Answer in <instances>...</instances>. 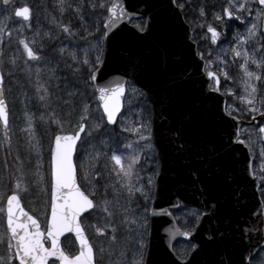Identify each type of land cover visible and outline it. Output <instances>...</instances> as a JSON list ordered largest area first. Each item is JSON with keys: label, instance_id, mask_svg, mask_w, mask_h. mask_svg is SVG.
<instances>
[{"label": "snow or ice", "instance_id": "6c2138e0", "mask_svg": "<svg viewBox=\"0 0 264 264\" xmlns=\"http://www.w3.org/2000/svg\"><path fill=\"white\" fill-rule=\"evenodd\" d=\"M0 2L7 6L11 0ZM169 3L174 10L185 15L189 8L197 12L199 18L204 20L197 27H207L212 43L217 42L221 33L211 23H207L206 0H201L195 7L193 0H169ZM53 7L59 14V19L55 15L51 17L57 31L55 36L51 33L45 35L50 41L58 39L61 44L65 41L68 44L54 47L50 57L43 55L44 45L37 44L35 36L40 35L39 31L34 33L31 43L26 38H19L23 30L32 27L33 10L30 6L13 10L15 17L28 23H22L20 28L14 29L17 39L12 55L6 53V49L12 47V31L6 27L12 15L0 21V125L3 129L0 149L5 152L3 167L13 185L10 193L0 188V264H50V261L51 264H101L105 256L111 258L116 254L113 246L117 243L123 246L118 253L120 259L113 261V264H124L129 252L133 254L129 264H144V249L147 247L145 236L149 227L147 204L153 198L154 177L160 173L158 168H153L152 174L146 177L141 173L146 171L145 165L158 166L166 149L161 146L159 139L154 140L152 118L140 106L143 101L149 100L148 93L135 86L144 72L142 58L128 56L127 66L123 69V75L131 77V96L136 98L139 108L132 112L130 105L120 127L121 132L136 137L135 148L133 143L123 144L124 151L133 149L131 152L125 155L121 150V139L108 131V126L117 124V116L122 112L125 83L117 80L98 89L102 112L99 111L101 104L93 112L89 103L90 99L95 98V91L90 96L89 89L94 88L98 74L106 70L111 62L113 40L120 31L118 25L129 13L124 0H57ZM253 12L254 18L249 20ZM65 16L69 17L67 23L64 22ZM212 18L221 26L226 20H235L246 27V35L234 37V46L230 49L233 53L232 62L235 63L237 59L240 61V79L244 88L238 99L244 107H230L226 115L235 120V113L247 111L253 121L257 115L264 119V0H224V6L220 11L213 12ZM246 22L250 23V27ZM151 28L149 19L137 25L136 32L149 33ZM201 59H204L203 54ZM221 63L227 66L228 61L222 60ZM41 64L43 67L39 66ZM166 67L165 59L161 70ZM17 72L25 76L20 85L22 89L33 90L32 96L26 90L23 95L26 99L35 100L39 112L38 116L36 113L29 115L25 106L27 126L20 129L26 134L23 157L19 148L16 155L12 156L13 130L5 97V79L12 78ZM206 75L212 82L210 90L215 92L221 91V76L225 81L232 79L228 71L223 69L219 73L208 71ZM224 94L236 95L231 90ZM129 113L136 119H130ZM160 119L169 121L168 133L171 138L167 143L171 149L184 154L189 164L192 160L201 161L202 167L208 169L211 175L214 157L218 155L217 149L207 139L202 138L199 143H195L187 138L188 129L184 121L190 123L191 114H184L181 121H172L166 111H161ZM53 126L54 147H49V168L45 170L42 144L37 138L38 127L51 129ZM258 134L264 140V126L258 127ZM94 136H100L101 143H105L103 136L109 137L111 146L108 151L97 150L91 144ZM78 142L88 144L92 151H86L77 164L74 163L73 155ZM235 142L246 144L243 139ZM158 146L159 153L156 151ZM9 157L12 158V164H9ZM259 159L260 171L264 173V149ZM219 171L216 170L217 175ZM29 175L30 182L27 179ZM78 175L83 188L78 183ZM191 175L196 176V171L193 170ZM260 180L264 194V175L260 176ZM33 186L49 197L50 218L45 231L41 230L38 219L22 205V195L30 194ZM173 207L180 208L181 205L177 203ZM163 214L171 215L170 212ZM253 215H256V219L250 216L243 224L238 223L236 226L241 238L247 236L249 240L245 248L248 256H242L240 264H264V212ZM90 219H95L96 223L86 224L85 221ZM88 229L96 240L95 244L87 234ZM252 232L259 235L252 237ZM66 233L73 234L75 241H78L77 255L66 254L61 246L60 238ZM253 239L255 243L251 242ZM229 264L235 262L230 261Z\"/></svg>", "mask_w": 264, "mask_h": 264}, {"label": "water", "instance_id": "95a60500", "mask_svg": "<svg viewBox=\"0 0 264 264\" xmlns=\"http://www.w3.org/2000/svg\"><path fill=\"white\" fill-rule=\"evenodd\" d=\"M124 4L129 16L118 25L120 31L113 40L111 62L98 74L94 86L99 101V88L113 81L125 83L127 78L131 80L130 76L123 75L128 56L140 57L144 61V72L135 85L148 93L154 140L159 139L166 149L159 162L160 175L156 177L149 212V239L144 264H229L230 261L240 264L241 257L248 256L245 248L249 240L247 236L241 238L236 226L250 216L256 219L253 214L264 212L257 191L258 182L249 167L248 149L235 142L241 120L227 116L224 96L209 89L210 81L203 71L204 61L198 58L196 44L190 41L189 26L169 0H124ZM143 16L146 22L150 19L152 28L149 33L141 34L136 32L137 25L128 22ZM165 59L167 67L162 71ZM99 104L102 108V102ZM161 111H166L172 121H181L184 114H191V122L184 121L187 138L195 143L207 139L217 149L211 175L202 167L201 161L192 160L189 164L184 154L171 149L167 143L171 138L169 121L160 119ZM156 151L159 153V146ZM193 170L196 176L191 175ZM177 203L206 211L192 234L184 235L172 214H163L175 209L173 205ZM250 235L257 237L259 233ZM177 238L196 243L184 261L178 260L171 249ZM251 242L255 243V240Z\"/></svg>", "mask_w": 264, "mask_h": 264}, {"label": "rangeland", "instance_id": "374dc122", "mask_svg": "<svg viewBox=\"0 0 264 264\" xmlns=\"http://www.w3.org/2000/svg\"><path fill=\"white\" fill-rule=\"evenodd\" d=\"M16 6L18 4H28L32 10H33V18L31 20V29H25L22 31L19 38H26L30 43L34 38V33L36 31H39L40 35L35 36V39L38 44H43L44 48H46V42L49 40L48 36L45 35V33H51L52 36H55L57 29L55 28V25L53 21L51 20V17L53 15L59 17L58 12L54 9L53 4L57 2V0H14L13 1ZM201 0H193V7H195L197 4H199ZM208 9H207V23H211L213 27H216L219 32L221 33L218 41L213 44L210 34L207 32V27L200 28V31L198 32L199 38L194 39L197 43L198 52L201 56L203 54L204 61H205V69L207 71H214L218 72L223 69L228 71L229 75L232 77L231 80L225 81L223 76H221V92L226 97V111L230 110V107H237V108H243L244 106L240 104V101L238 99L239 96L243 94V88L244 85L241 82L240 76L242 73L239 69L240 61L239 59L236 60L235 63H233V53L230 51V49L234 46V40L233 38L240 35H246V27L245 24L240 23L239 21L235 20H228L226 22V26L219 25L218 23L213 21L212 13L220 11V8L224 6V0H206ZM215 6V7H213ZM9 14L12 15V9H9L8 6L2 8L0 5V21H4V18L8 16ZM189 20H191V23H188L191 25L194 24H200L204 23V20L199 18L197 12H193L192 8L187 9V15H185ZM255 12H253L252 17L249 18L251 20L254 18ZM67 17L64 22L67 23L69 17ZM64 17V18H65ZM9 23H11V30L13 31L12 37V47L7 49V55H12L15 52L16 49V39H17V33L14 31V29L20 28L21 26V20L20 19H14L12 15V19L6 22V27L9 29ZM73 23H76V21H73ZM248 23V22H246ZM232 24V25H231ZM248 26L250 27V23H248ZM25 31V33H24ZM68 42L65 41L64 44H60L59 47H63L67 45ZM9 50V51H8ZM210 54V55H209ZM52 56V55H50ZM47 56V57H50ZM222 60H227L228 64L225 66L221 63ZM43 67V65H39ZM25 79L24 73L17 72L15 76L12 78L6 77L5 79V97L7 96V102H9L10 110H9V123L10 127L13 130L12 135V156L16 155L17 148L20 149L21 156L24 155V148H25V136L26 134L21 132L20 129L27 126V117L25 116V106L27 105V110L31 109L33 112H37L39 115V112L37 111V108L35 106L36 102L34 99H26L23 95V91H27L29 96L33 95L32 89H22L20 85L23 84ZM19 82V83H18ZM138 88V87H137ZM227 90L233 91L236 95L235 96H229L224 94ZM93 92V88L89 89V94L91 96V93ZM89 103L91 104L93 112H96L97 110V103L94 99H90ZM138 101L135 97L131 96V88L128 86V92L125 99V107L124 111L120 115L118 119V126L121 127L124 123V114L128 111L129 106H132V112H136L139 110L137 107ZM145 108L146 115H150V110L148 107V104L146 101H143L140 105ZM100 111V109H99ZM101 112V111H100ZM247 112V111H244ZM29 115H31L30 111L28 110ZM236 116H241L240 112L235 113ZM129 118L134 120L136 119L135 116H132L129 113ZM244 133L246 131L247 135V145L249 146L252 154L254 157H256L254 160L255 162L252 163V167L254 170L255 177L257 180H260V176L264 175V173H261V160L259 159V155L262 149H264V143L261 141V137L258 134V128L253 126H244L243 128ZM55 131V127L51 129H46L44 127H38V134L37 138L41 141L44 138V132L47 133V141L46 143L42 145L41 151L43 154V166L44 169L47 170V152L49 151V147L51 146V140L53 136V132ZM130 135H126L124 138H121V150L124 152L123 144L124 143H133V148H135V140L136 137L129 133ZM120 137V136H117ZM105 143H101V137L100 136H94V138L91 140V144L95 146L97 150L100 151H108L109 147L111 146V140L108 136L102 137ZM3 139V129L2 125H0V140ZM42 144V143H41ZM133 149H128L124 152L125 155L128 154V152H131ZM45 151V154H44ZM86 151H92V148L89 147L88 144H81L80 149L78 151V156L76 158V163H79L80 158H82ZM119 154V153H118ZM5 157V152L0 149V188H4L5 191H8L10 193L12 186L10 188L8 187V174L4 170L3 167V161ZM9 164H11L12 158L9 157ZM157 166L153 165L152 167H149L148 165H145L146 171L144 173H141V175H144L145 177L147 175H151L153 168ZM28 181H31V176L27 178ZM79 182L81 184V187L83 188V182L79 178ZM154 183H155V177H154ZM10 190V191H9ZM154 191V188H153ZM260 194L264 201V194H262L261 188H260ZM48 195L44 192H40L35 186L31 189L30 194H23L21 197L22 203L24 207L32 212L35 213L37 218L39 219L41 224H44L46 222L47 214H48ZM153 199V198H152ZM152 200L147 204V207L149 208V205L151 204ZM143 203V202H142ZM174 216L177 219L178 224L186 231H192L194 226L197 223V220L200 216V211L196 208H179L174 211ZM85 223H96L95 219H90L88 221H85ZM87 232L91 235V230L88 229ZM92 238V235H91ZM91 242L93 244L96 243V240L92 238ZM145 242H146V236H145ZM178 245L174 248V253L176 256L183 260L187 257L189 251L193 247V243L188 241H180L177 242ZM62 246L64 250L69 254L73 255L76 253V244L75 241L71 236H66L62 240ZM121 243H117L113 247L116 249V254H114L111 258L108 256H105L102 260V264H113V261L119 260L120 257L118 255L119 250L122 248ZM107 247V245H105ZM98 258V257H97ZM133 259L132 253L129 252L124 260V264H129V262Z\"/></svg>", "mask_w": 264, "mask_h": 264}, {"label": "flooded vegetation", "instance_id": "af4514ba", "mask_svg": "<svg viewBox=\"0 0 264 264\" xmlns=\"http://www.w3.org/2000/svg\"><path fill=\"white\" fill-rule=\"evenodd\" d=\"M245 117H248V116H245ZM250 118H251V116H250ZM245 121H246L245 123L247 124L248 121L246 119H245ZM259 126H262V125L261 124H258L257 127H259ZM243 133H244V130L242 131V137H243L244 140H246L247 139L246 131H245V134H243Z\"/></svg>", "mask_w": 264, "mask_h": 264}, {"label": "trees", "instance_id": "16d2710c", "mask_svg": "<svg viewBox=\"0 0 264 264\" xmlns=\"http://www.w3.org/2000/svg\"><path fill=\"white\" fill-rule=\"evenodd\" d=\"M43 141H44V143H46V141H47V133L46 132H44V138L42 140V144H43ZM43 146H44V144H43Z\"/></svg>", "mask_w": 264, "mask_h": 264}, {"label": "bare ground", "instance_id": "6f19581e", "mask_svg": "<svg viewBox=\"0 0 264 264\" xmlns=\"http://www.w3.org/2000/svg\"><path fill=\"white\" fill-rule=\"evenodd\" d=\"M133 255V254H132Z\"/></svg>", "mask_w": 264, "mask_h": 264}]
</instances>
